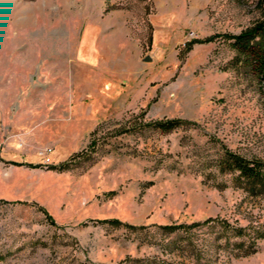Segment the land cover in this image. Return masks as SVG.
Segmentation results:
<instances>
[{"label":"rangeland","instance_id":"1","mask_svg":"<svg viewBox=\"0 0 264 264\" xmlns=\"http://www.w3.org/2000/svg\"><path fill=\"white\" fill-rule=\"evenodd\" d=\"M261 20L260 0H0V264H264V194L225 164L264 163V81L234 44Z\"/></svg>","mask_w":264,"mask_h":264},{"label":"trees","instance_id":"2","mask_svg":"<svg viewBox=\"0 0 264 264\" xmlns=\"http://www.w3.org/2000/svg\"><path fill=\"white\" fill-rule=\"evenodd\" d=\"M264 0H260V3ZM235 46L246 55L249 65H251L259 79L264 81V20L257 22L240 34L235 35ZM178 119L159 121L158 125L162 129L171 130L177 124ZM225 164L231 170H237L238 179L248 184L249 189L264 194V163L248 159L236 152L226 151ZM115 219L114 221H116ZM167 228L176 229L178 225H166Z\"/></svg>","mask_w":264,"mask_h":264},{"label":"built area","instance_id":"3","mask_svg":"<svg viewBox=\"0 0 264 264\" xmlns=\"http://www.w3.org/2000/svg\"><path fill=\"white\" fill-rule=\"evenodd\" d=\"M49 151H51L50 148H48L47 150H46V149H45V150H42L40 153H41L42 155L46 156V155L48 154Z\"/></svg>","mask_w":264,"mask_h":264},{"label":"water","instance_id":"4","mask_svg":"<svg viewBox=\"0 0 264 264\" xmlns=\"http://www.w3.org/2000/svg\"><path fill=\"white\" fill-rule=\"evenodd\" d=\"M145 59H146V60H149V59H150V57H148V56H147Z\"/></svg>","mask_w":264,"mask_h":264}]
</instances>
